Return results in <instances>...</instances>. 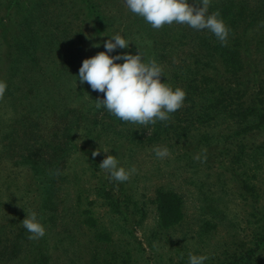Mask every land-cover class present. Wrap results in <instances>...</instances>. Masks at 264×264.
<instances>
[{"label":"rangeland","instance_id":"rangeland-1","mask_svg":"<svg viewBox=\"0 0 264 264\" xmlns=\"http://www.w3.org/2000/svg\"><path fill=\"white\" fill-rule=\"evenodd\" d=\"M216 6L237 15L226 46L187 25L153 29L125 0H0V264H264V0ZM116 33L129 45L109 55L139 48L186 92L169 121L95 108L103 94L79 67ZM106 155L136 172L110 180ZM32 211L38 240L22 226Z\"/></svg>","mask_w":264,"mask_h":264},{"label":"clouds","instance_id":"clouds-1","mask_svg":"<svg viewBox=\"0 0 264 264\" xmlns=\"http://www.w3.org/2000/svg\"><path fill=\"white\" fill-rule=\"evenodd\" d=\"M125 3L132 13L142 17L153 29L158 30L173 23L187 25L197 31L208 30L222 46L227 45L230 30L219 10L209 13L211 0H192L191 3L189 0H125ZM129 41L119 33L110 35L104 41V51L83 59L78 72L79 80L87 83L93 91L103 94V99L95 100V108L104 107L123 122L142 127L154 125L157 121L167 122L171 114L183 106L186 92L162 82L163 68L155 58L149 57L145 61L139 48L134 55H109L118 48H127ZM120 60L123 63L117 62ZM6 90L7 83L0 80V100L4 98ZM153 151L160 159L170 155L167 147H154ZM99 154V150H95L92 157ZM194 159L199 161L202 158L197 154ZM203 159L206 160V156ZM99 167L108 173L110 180L118 182L128 181L136 172L135 167L126 170L118 166L114 155H106ZM51 174L58 176L61 173L57 169ZM22 226L30 233V240H38L46 232L35 211L25 216ZM207 259L206 255L189 254V264H204Z\"/></svg>","mask_w":264,"mask_h":264},{"label":"trees","instance_id":"trees-1","mask_svg":"<svg viewBox=\"0 0 264 264\" xmlns=\"http://www.w3.org/2000/svg\"><path fill=\"white\" fill-rule=\"evenodd\" d=\"M227 7H228V6H227ZM213 9H214V10H212V8H211V13L214 12V11L219 10V11H220V14H221V18H222L223 21H224L225 23H227V24H229V22H233V20H235V18H236V16H237V15H233L232 13H231L230 15L226 16V15L224 14L223 9L220 8V7H217V6H216V7H213ZM239 12H240V10L237 11V14H238ZM220 55H222V59H223V60L226 58V55H229L230 58H231V63H232L233 65H238V62H237V52H234V51H227V49L223 48V49H221ZM216 98H217V97H216ZM216 98H215V103H221V102L217 101ZM252 111H253V109L250 108V109H247L246 112H248L249 114H251L250 112H252ZM239 115H241L240 112H239ZM260 122H261V121H259V123H260Z\"/></svg>","mask_w":264,"mask_h":264}]
</instances>
